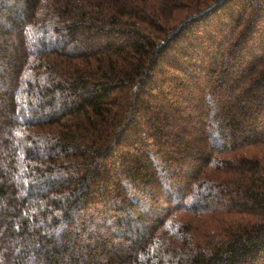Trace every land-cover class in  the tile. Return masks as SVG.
Returning a JSON list of instances; mask_svg holds the SVG:
<instances>
[{"label":"trees","instance_id":"obj_1","mask_svg":"<svg viewBox=\"0 0 264 264\" xmlns=\"http://www.w3.org/2000/svg\"><path fill=\"white\" fill-rule=\"evenodd\" d=\"M0 264H264V0H0Z\"/></svg>","mask_w":264,"mask_h":264}]
</instances>
